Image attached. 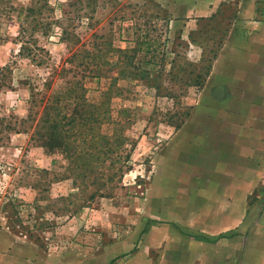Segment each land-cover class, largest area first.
I'll return each mask as SVG.
<instances>
[{
  "label": "rangeland",
  "instance_id": "rangeland-1",
  "mask_svg": "<svg viewBox=\"0 0 264 264\" xmlns=\"http://www.w3.org/2000/svg\"><path fill=\"white\" fill-rule=\"evenodd\" d=\"M219 1L0 0V118L22 129L0 142V264L139 251L134 233L156 223L150 185L173 177L162 164L176 126L239 19L238 0ZM243 18L264 20V9ZM32 93L60 98L68 147L33 137L44 104L21 125Z\"/></svg>",
  "mask_w": 264,
  "mask_h": 264
},
{
  "label": "crops",
  "instance_id": "crops-1",
  "mask_svg": "<svg viewBox=\"0 0 264 264\" xmlns=\"http://www.w3.org/2000/svg\"><path fill=\"white\" fill-rule=\"evenodd\" d=\"M260 1L238 0L237 25L175 131L162 164L173 177L161 173L145 199L157 204L147 211L156 223L134 233L139 251L118 260L128 250L112 245L104 264H264V20L252 18Z\"/></svg>",
  "mask_w": 264,
  "mask_h": 264
},
{
  "label": "trees",
  "instance_id": "trees-1",
  "mask_svg": "<svg viewBox=\"0 0 264 264\" xmlns=\"http://www.w3.org/2000/svg\"><path fill=\"white\" fill-rule=\"evenodd\" d=\"M5 70H9V67H4L1 69V75L3 76V78L5 77L4 75V71ZM211 70V66L209 67V69L207 70V77L210 73ZM141 73L146 74L145 71H141ZM148 75H150V73H148ZM206 77V78H207ZM198 79H200V77H197ZM142 79V78H141ZM144 79V78H143ZM206 79L202 82L201 87L203 86V84L205 83ZM46 86H49V84L47 83ZM46 94L44 96H42V98L39 99L38 95L36 96V94L32 93L31 95V109H30V114L28 116L27 119L22 120L21 125H23V123H30L32 120L35 119V116L37 114V112L35 113L37 108H40L42 104H44L43 107V115L41 116L40 119V123L41 128L35 131V135L33 136L34 138L37 137L36 141L42 142L45 146L48 147H53L55 146V143H59V146L65 147V146H69V144H67L64 141V135H65V130L64 127H66L67 123H64L63 120L66 118V116H64L61 112V109H59L60 106V98H57L55 101L54 99H51V96H49L46 99ZM52 101L53 104H49ZM59 106V107H58ZM51 110L54 112V119H52V114H51ZM190 116V114H187V118ZM69 125H74L76 118H69ZM185 121H182L178 126H176V129H179ZM18 122L17 123H13V119H11L10 117H2L0 118V142L6 140L9 138L8 134L14 132V133H19V131H21L22 129H18ZM25 132H27V130H25ZM2 133L6 134V135H2ZM3 143V142H2Z\"/></svg>",
  "mask_w": 264,
  "mask_h": 264
}]
</instances>
